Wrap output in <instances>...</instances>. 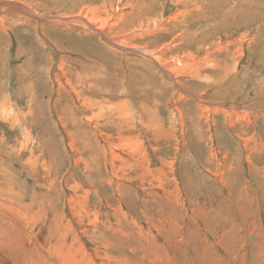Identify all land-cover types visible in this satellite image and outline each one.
Masks as SVG:
<instances>
[{
  "label": "rangeland",
  "instance_id": "obj_1",
  "mask_svg": "<svg viewBox=\"0 0 264 264\" xmlns=\"http://www.w3.org/2000/svg\"><path fill=\"white\" fill-rule=\"evenodd\" d=\"M0 110V264H264V0H4Z\"/></svg>",
  "mask_w": 264,
  "mask_h": 264
},
{
  "label": "bare ground",
  "instance_id": "obj_2",
  "mask_svg": "<svg viewBox=\"0 0 264 264\" xmlns=\"http://www.w3.org/2000/svg\"><path fill=\"white\" fill-rule=\"evenodd\" d=\"M3 1H4V0H0V4H2ZM13 4H14V3H13ZM18 6H19V5H18ZM23 7H24V6H23ZM24 8H25V7H24ZM24 10H25V9H24ZM25 12H26V10H25ZM262 15H263V14H262ZM24 16H25V15H24ZM55 18H56V17H55ZM244 18H246V17H244ZM252 19H253V18H252ZM56 20H57V19H56ZM249 20H250V19H249ZM249 20H248V21H249ZM172 21H173V20H172ZM253 21H254V20H253ZM256 21H259L258 18H256ZM251 22H252V21H251ZM97 31H98V29H97ZM247 34H248V33H247ZM240 36H241V35H240ZM247 37H248V36H247ZM250 37H251V36H250ZM251 42H253V41H251ZM251 42H250V44H252ZM159 56H160V55H159ZM236 56H237V54H236ZM154 58H155V57H154ZM184 59H185V58H184ZM207 63H208V62H207ZM171 65H172V64H171ZM162 68H163V67H162ZM171 70H172V69H171ZM171 70H170V71H171ZM77 74H78V73H77ZM77 74H76V75H77ZM72 76H73V75H72ZM73 77H74V76H73ZM75 77H77V76H75ZM56 90H57V89H56ZM96 102H97V101H96ZM99 103H100V102H99ZM102 104H103V103H102ZM102 104H99V105H102ZM105 104H106V103H105ZM104 106H105V105H104ZM0 111H1V110H0ZM2 112H3V111H2ZM3 115H4V114H3ZM123 144H124V142H123ZM122 151H123V150H122ZM75 230H76V229H75Z\"/></svg>",
  "mask_w": 264,
  "mask_h": 264
}]
</instances>
